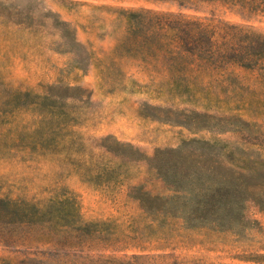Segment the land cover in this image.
I'll return each mask as SVG.
<instances>
[{
    "label": "rangeland",
    "instance_id": "obj_1",
    "mask_svg": "<svg viewBox=\"0 0 264 264\" xmlns=\"http://www.w3.org/2000/svg\"><path fill=\"white\" fill-rule=\"evenodd\" d=\"M181 19L213 44L177 49ZM261 44L264 0H0V264H264V201L157 213L188 173L264 182Z\"/></svg>",
    "mask_w": 264,
    "mask_h": 264
},
{
    "label": "trees",
    "instance_id": "obj_2",
    "mask_svg": "<svg viewBox=\"0 0 264 264\" xmlns=\"http://www.w3.org/2000/svg\"><path fill=\"white\" fill-rule=\"evenodd\" d=\"M172 30L175 32L177 49L189 55L200 54L205 50V43L213 44L211 28L202 23L181 19ZM254 40V37L249 38V46L243 49L238 59L255 58ZM261 47L262 50L256 53L258 56L264 54V44H261ZM205 54L210 60L216 58L218 62L232 57L228 56L227 50L217 51L215 49L213 51L212 46L208 47ZM248 61L250 60H244L243 63L249 65ZM237 169L240 168L237 167ZM168 185L173 187V195L162 199L163 206H160L157 213H165L172 218L179 219L189 228L232 229L233 223L242 220L247 202L264 201V182L249 184L240 177L228 178L213 175L200 178L196 172H192ZM0 204L8 205L5 201H0ZM21 210L15 208L10 211V214L18 213L19 215ZM28 215L25 213L19 219L28 220L25 218Z\"/></svg>",
    "mask_w": 264,
    "mask_h": 264
}]
</instances>
